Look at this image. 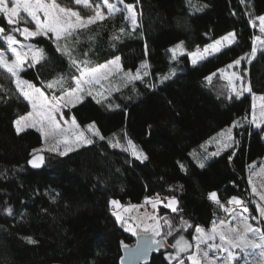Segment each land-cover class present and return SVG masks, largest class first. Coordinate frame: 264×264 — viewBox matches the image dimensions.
Wrapping results in <instances>:
<instances>
[{
	"label": "trees",
	"instance_id": "1",
	"mask_svg": "<svg viewBox=\"0 0 264 264\" xmlns=\"http://www.w3.org/2000/svg\"><path fill=\"white\" fill-rule=\"evenodd\" d=\"M201 5L207 7L201 10ZM137 11L135 31L123 14H116L81 30L78 41L76 37L69 41L73 56L82 59L87 53L90 66L119 55L125 71L135 73L146 61L149 75L106 98L86 94L67 108L68 118L75 116L81 126L96 122L105 137L93 136V144L67 156L45 150L41 167L29 164L43 138L35 129L17 134L14 120L30 104L19 95L13 77L0 69V264H120L123 245H134L136 236L116 220L112 199L126 204L149 196L177 197L182 211L172 213L161 205L158 216L169 217L177 228L182 216L193 227L169 236L172 245L181 234L192 240L195 226L209 229L213 221L224 218L225 212L209 198L211 192L218 193L221 203L232 196L249 198L248 170L264 159V125L256 128L249 123L252 92L264 93V50L251 63L243 60L251 93L237 98L225 83L214 81L216 75L212 81L207 78L251 52L257 33L251 21L264 13V0H138ZM121 26L128 34L115 41L112 37ZM0 27L21 37L9 29L3 14ZM231 31L236 33L234 44L191 63V52ZM32 41L44 50L45 59L26 66L22 78L46 87V82L62 76L68 79L66 87H73L71 77L78 72L69 57L57 51L53 40ZM180 41L186 52L173 59L170 50ZM5 47L0 39V48ZM164 76L169 79L161 83ZM227 127L235 136L233 144L209 156L200 168L197 159L205 155L198 158L197 151ZM113 134H126L148 160L141 162L124 147H112ZM9 205L11 215L4 211ZM260 219L264 225V217ZM169 252H152L149 264H170Z\"/></svg>",
	"mask_w": 264,
	"mask_h": 264
},
{
	"label": "snow or ice",
	"instance_id": "2",
	"mask_svg": "<svg viewBox=\"0 0 264 264\" xmlns=\"http://www.w3.org/2000/svg\"><path fill=\"white\" fill-rule=\"evenodd\" d=\"M74 3L83 5L86 9H91L94 14L84 17L78 10L62 6L57 0H0V14H3L6 18V23L11 31L19 33L24 37L25 41L35 37H46L53 40L57 51L67 55L71 65L78 72V75L71 77V80L74 81L73 87H66L68 79L62 76L46 82V87L44 82H41V86L37 87L34 83L23 79L21 72L26 66L33 67L45 59L44 50L35 44L22 42L15 35L5 33V29L0 27V36L3 37L10 47L11 56L13 57L10 59L4 51H0V69L5 70L14 78L19 95L31 105L30 111L23 115H18L14 120L15 130L17 134H20L28 129H35L41 134L44 141L43 148L33 149L34 155L29 160V164L34 168L43 165L45 157L41 153L45 150L60 156H67L82 145L93 144L92 136L98 137L100 140L105 139L96 127L95 122L89 123L86 129H82L75 116H71L70 119L64 118V109L75 107L76 104L82 101L84 94H95L97 97L106 98L105 91L107 90H97V86H99V89H104L103 82L109 81L114 74L123 73V79L127 82L143 80L145 76L149 75L146 61L135 73L131 70L125 71L123 69L119 55L103 64L90 66L92 62L87 59V53H84V58L77 59L73 56V50L69 46V41L73 37H76L78 41L81 30H86L90 25L97 22L114 18L116 14H123L125 21L131 26V31H135L138 27V13L136 11L138 0L137 4L125 3L124 0H114V2L99 0L95 4L91 3L90 0H74ZM204 7H207V5H201L200 9L202 10ZM22 13L24 15H21ZM29 19L35 25L34 30L18 26L21 22L27 23ZM257 21H259L258 27L262 35L254 37L251 52L246 54V56L235 59L226 68L218 70L224 75L231 87V92H234L237 98L242 96L244 92H252L250 81L246 83L243 75L237 72L229 73L226 69H231L234 65H240L244 59H248V62L251 63V60L257 56V49L264 50V15L258 16L251 21L254 28L257 27ZM125 34L128 33L125 31V27L121 26L112 39L118 41ZM235 42L236 33L230 32L204 47L202 53L199 48L191 52V63L196 65L198 61L206 59L205 54L215 55ZM183 47L184 42L180 41L170 50L173 53V59H176L177 54H179L178 50L183 49ZM142 71L143 75H141ZM171 75H175V70H172ZM167 79H169V76L162 77L161 83ZM207 79L210 80L211 77ZM237 81H239L238 85ZM149 87H155V85H149ZM47 90L52 91L49 93ZM57 91H59V95L56 94ZM228 98L231 99V93ZM257 99L260 101L258 106L255 103ZM111 106L109 104V107ZM252 108V118L249 123L254 124L256 128H261L264 125V95L259 97L253 95ZM233 126L236 125L234 124ZM229 131L231 130L229 129ZM86 132L91 133V135H86ZM228 139L231 140V136ZM109 143L112 147H123L119 140L115 138V134H113V139L109 140ZM127 144L128 148L125 150L130 151L132 156L141 162L148 160V155L131 140H128ZM229 146L228 143L222 145L223 148ZM219 147L221 146H218L217 151L205 155L203 159H197L200 168L205 167V160L209 156L219 155ZM193 155L195 156V153ZM180 167L184 169V165L181 164ZM260 172L264 173V168L260 169ZM249 183L252 184L251 176L249 177ZM251 192L255 197H258L257 207L260 217H264V203H261L264 202V184L260 185V190L253 184ZM209 198L225 213L229 214L231 220L225 222V220L221 219L218 223L213 221L209 229H205L200 225L195 226L194 243L188 241L184 235H179L171 245L174 251L169 252L166 257L170 264L173 261H176V264H186L185 255L187 261H190L191 264H235L241 255L245 258L257 255V249L260 250V255L264 257V230L254 227L249 222L250 217L245 215L249 213L247 201L239 196H232L227 201V205H231L229 207L221 203L216 191L211 192ZM145 202L150 203L154 210H158V207L163 205L164 208L170 209L172 213L182 211L178 208L179 201L175 196L167 198L166 202L160 199L159 196L150 200L146 199ZM110 204L113 206V215L116 220L126 227L127 231L138 238L142 231L148 245L156 251H159L164 246L167 238L172 236L174 232L193 227L189 221L184 220L181 216L179 228H177L172 224L169 217H159L156 211L145 213L144 216H129L126 218L121 211L116 210L123 207L118 200L112 199ZM136 207V205L130 206L132 209ZM236 209H239V212ZM4 211L11 215L13 209L9 205ZM128 211L129 209H124V212ZM256 219H259V217ZM161 221H163V225ZM232 221H237L242 227H232ZM163 226L167 227L166 232L162 231ZM25 239L30 243H36L32 237H26ZM123 247L127 249L128 246L123 245ZM192 249L194 251L190 252ZM210 252L214 254V257L209 256ZM141 253L146 256L147 249L142 250L139 248L138 239L137 254ZM121 264H123V258L121 259ZM245 264H249V262L246 260Z\"/></svg>",
	"mask_w": 264,
	"mask_h": 264
},
{
	"label": "rangeland",
	"instance_id": "3",
	"mask_svg": "<svg viewBox=\"0 0 264 264\" xmlns=\"http://www.w3.org/2000/svg\"><path fill=\"white\" fill-rule=\"evenodd\" d=\"M57 2L58 3H60L62 6H66V7H72L74 10H78L79 12H80V14L82 15V16H84V17H87V16H89V15H93L94 13H93V11L91 10V9H86V8H84V6L83 5H76L75 3H74V0H71V1H69V2H62V1H60V0H57ZM90 2L91 3H93V4H95V3H97V2H99V0H90ZM110 2H114V0H110ZM105 11H106V9H105ZM136 11H137V8H136ZM137 13H138V11H137ZM21 15H24L23 13L21 14ZM261 15H264V13L263 14H261ZM261 15H259V16H261ZM255 19V18H254ZM137 21H138V17H137ZM138 24H139V21H138ZM252 24V23H251ZM258 24H259V21H257V27H255L256 28V30H257V33L255 34V36H257V35H262L261 34V32H260V30H259V27H258ZM19 27H28L29 29H31V30H34V28H35V25H34V23H32L31 21H30V19L28 20V22L27 23H24V22H21V24L20 25H18ZM231 32H234V31H231ZM228 33H230V32H228ZM227 33V34H228ZM226 34V35H227ZM13 35H15L14 33H13ZM16 36V35H15ZM21 36V35H20ZM225 36V35H224ZM17 37V36H16ZM222 37V36H221ZM221 37H218L217 39H219V38H221ZM0 39L2 40V41H4L5 43H6V41L3 39V37L2 36H0ZM17 39H19V40H21L22 42H24V43H32V44H34L33 43V39H35V38H32V39H30V40H27V41H25L24 40V37L23 36H21V37H17ZM236 40H237V38H236ZM214 42V41H213ZM213 42H211V43H213ZM211 43H209V44H211ZM209 44H207V45H209ZM36 45V44H35ZM176 45V44H175ZM174 45V46H175ZM37 46V45H36ZM173 46V47H174ZM38 47V46H37ZM172 47V48H173ZM206 47V46H205ZM228 47V46H227ZM39 48H41V47H39ZM171 48V49H172ZM226 48V47H225ZM0 51H4L8 56H9V58L10 59H12L13 57L11 56V51H10V47L7 45V43H6V47L5 48H0ZM200 51H201V53L203 52V48L202 49H200ZM258 51H260V49L258 48L257 49V52ZM185 52H186V49H185V45H184V47H183V49H180V50H178V53L179 54H177V56H179V55H184L185 54ZM172 55H173V53H172ZM206 55V59H207V57H210V56H213V55H208V54H205ZM111 59H113V58H111ZM205 60V59H204ZM199 62H201V61H198V63ZM233 62V61H232ZM232 62H230V63H232ZM105 63V62H104ZM229 63V64H230ZM101 64H103V63H101ZM121 64H122V60H121ZM123 66V65H122ZM223 68H226V66L225 67H223ZM221 69V68H220ZM245 69L246 68H244V66H243V60L241 61V64L240 65H234V67L233 68H231V69H226V71L227 72H229V73H231V72H237V73H239V74H241V75H243L244 77H245V82L247 83V82H249L247 79V72H248V70L247 71H245ZM22 73V72H21ZM141 75H143V71L141 72ZM215 75L217 76L216 78H215ZM215 75H212V76H210L211 77V81L212 80H214V78H215V80L214 81H216V82H220L219 83V85L220 84H223V83H225L226 84V89L228 90V92H231V87H230V85H229V83H228V81L224 78V75L223 74H221L220 72H218V73H216ZM22 77V76H21ZM14 79V78H13ZM15 81V80H14ZM104 83V89H99V86H97V90H107V91H105V96H108V95H110L111 93H112V91H114V90H117V89H120V88H123V86L125 85V84H127L128 82L127 81H125L124 79H123V73H119V74H114L112 77H110V79H109V81H107V82H103ZM237 83V85L239 84V81H237L236 82ZM0 84H1V82H0ZM16 87V86H15ZM37 87H40V86H37ZM49 92V91H48ZM58 92V91H57ZM56 92V94L57 95H59L58 93ZM50 93V92H49ZM231 93H234V92H231ZM235 94V93H234ZM85 95L86 94H84L83 95V98L85 97ZM94 96H95V94H93ZM253 95H255L256 97H259L260 95H264V93H262V94H257V93H253L252 92V102H253ZM97 97V96H96ZM83 98H82V100H83ZM97 98H100V97H97ZM100 99H102V98H100ZM255 103L257 104V106L259 105V103H260V101H259V99H257L256 101H255ZM79 104V103H78ZM77 105V104H76ZM253 105V104H252ZM31 110V105H30V109L28 110V111H30ZM66 109H64V118L65 119H70V118H68L67 117V115H66ZM257 111H258V108H257ZM252 112H253V108H252V110H251V118H252ZM78 122V121H77ZM79 123V122H78ZM95 125H96V127L99 129V127H98V125H97V123L95 122ZM254 125V124H253ZM87 126V125H86ZM86 126H81V128L82 129H86ZM255 126V125H254ZM263 126V125H262ZM229 129H231V127H227V128H225V129H222L220 132H217V133H215V134H213L212 136H211V138H209L208 140H206L205 141V143L201 146V149L199 150V151H197V153H198V158H202V154H204V155H206L207 153V150L209 151L210 150V153L211 152H214V151H217L218 150V146H221V147H219V152L220 151H222L224 148L222 147V145L224 144V143H228L229 145H232L233 144V142H234V140H235V136L233 135V131L231 132V131H229ZM100 130V129H99ZM100 132H101V134H102V131L100 130ZM86 135H91V133H87L86 132ZM103 135V134H102ZM104 136V135H103ZM229 136H231V140H229L228 138H229ZM115 138L116 139H118L119 140V142H120V144L125 148V149H127L128 148V144H127V141L128 140H131V139H129L128 137H127V135L125 134V136H120V135H118V134H115ZM92 139H93V136H92ZM135 145H137L133 140H131ZM209 141H211V143H209ZM43 146H44V141H43V139H42V145L40 146V148L39 149H41V148H43ZM138 146V145H137ZM139 147V146H138ZM211 147H213L214 149H211ZM140 148V147H139ZM141 149V148H140ZM144 151V150H143ZM145 152V151H144ZM146 153V152H145ZM192 153H194V151H192ZM203 159V158H202ZM262 162H255L254 164H252L251 165V167L249 168V172H248V174H247V177H248V183H249V177L251 176V180H252V184H250L249 183V188H250V192H249V198L248 199H246V201H247V203H248V207H249V213H246L245 215H248L249 217H250V220H249V222L250 223H252V225L254 226V227H257V228H260V229H264V225H263V223H262V219H260V213H259V210H258V207H257V200H258V197H255L253 194H252V192H251V188H252V185L254 184V185H256L257 186V188H258V190H260V185H262V184H264V173H261L260 172V169H262V168H264V159H260ZM155 197H157V196H149L148 198H145L143 201H141V202H139V203H134V202H128V203H122L121 201H119L118 199V201L120 202V204L123 206L122 208H119V209H116V210H118V211H121V213L123 214V215H125L126 216V218L127 217H129V216H144V214L145 213H152V212H154V211H156L157 212V214H158V210H154V209H152V207H151V204L150 203H146L145 201H146V199H152V198H155ZM172 197V196H171ZM159 198L160 199H163L165 202L167 201V198H169V197H163V196H159ZM177 198V197H176ZM178 200V199H177ZM245 200V199H244ZM227 201H228V199L227 200H225L224 202H222L223 204H225L226 206H229V207H231V205H227ZM261 203H264V202H261ZM179 204H180V202H179ZM131 205H136L137 207L135 208V209H132V208H130V206ZM254 205V206H253ZM161 206V205H160ZM159 206V207H160ZM159 207H158V209H159ZM178 207H179V205H178ZM112 208H113V206H112ZM125 208H127V209H129V211L128 212H124V209ZM252 210H254V216L253 215H251V213L253 212ZM236 211L237 212H239V209H236ZM113 212H114V209H113ZM254 217V218H253ZM257 217H259V219H256ZM221 219H223V220H225V222H228V221H230L231 220V216L229 215V214H227V213H225V216H224V218H220V219H217L216 221H217V223L219 222V220H221ZM130 222H132V221H130ZM231 226L232 227H242V225H239L238 224V222L237 221H232V223H231ZM125 229H126V227H125ZM129 232V231H128ZM140 234H144L142 231H141V233ZM134 235V234H133ZM134 236H136V235H134ZM188 241H190V242H193L194 243V241H193V239L192 240H190V239H188L187 237H185ZM257 242H259V241H257ZM202 247H204V246H202ZM174 251V249L173 250H171L170 252H173ZM191 251H194V249H192V250H190V252ZM256 253H257V255H254V256H250V257H247V258H245V257H243L242 255H241V257H239L238 258V260L235 262V264H245V262H246V260L249 262V264H264V257H262L261 255H260V250L259 249H257L256 250ZM209 256L210 257H214V254L212 253V252H210L209 253ZM184 258H185V261H186V264H191V262L190 261H187V259H186V255L184 256Z\"/></svg>",
	"mask_w": 264,
	"mask_h": 264
},
{
	"label": "water",
	"instance_id": "4",
	"mask_svg": "<svg viewBox=\"0 0 264 264\" xmlns=\"http://www.w3.org/2000/svg\"><path fill=\"white\" fill-rule=\"evenodd\" d=\"M42 155L43 152L41 153ZM32 159V158H31ZM41 167V166H40ZM139 239V248L140 249H147V255L144 256L142 253L141 254H137V241ZM128 246V245H127ZM172 250L171 244L168 242V240H166L164 246H162L159 251L154 250L153 248H151L146 239L144 234H140V237L138 238L136 236V241L134 245H130L127 247V249L124 247L123 248V255L121 257V259L123 258V264H149L150 260H151V256H152V252H169ZM51 264H63L60 262H56V263H51ZM120 264H121V260H120Z\"/></svg>",
	"mask_w": 264,
	"mask_h": 264
}]
</instances>
